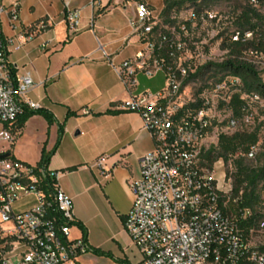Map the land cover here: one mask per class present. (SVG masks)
I'll return each mask as SVG.
<instances>
[{
	"label": "built area",
	"instance_id": "built-area-1",
	"mask_svg": "<svg viewBox=\"0 0 264 264\" xmlns=\"http://www.w3.org/2000/svg\"><path fill=\"white\" fill-rule=\"evenodd\" d=\"M63 2L67 21L77 28L81 10L72 9L71 0ZM3 11L0 0V14ZM208 18L213 16L193 11L189 20L169 25L149 3L137 2L129 24L142 49L119 65L110 61L129 92L137 86L138 74L165 75L161 89L130 95L119 105L140 115L154 141L153 149L139 159V178L129 181L133 202L124 228L141 254L135 264H264V218L246 232L240 223L253 217L252 210H228L239 197L232 196L230 181L216 177V164L223 160L208 166L203 157L213 130L232 134L239 126H249L251 104L262 102L258 94L244 90L240 76L217 67L225 59L213 60L207 47L191 44L196 22ZM18 20L14 0L9 21L14 26ZM33 36H21V44ZM229 36L236 41L241 32ZM242 37L251 39L252 32L245 30ZM3 45L0 33V142L11 146L12 127L24 108L41 107L25 99L35 82L29 71L15 73ZM208 77L212 80L193 94L186 92L189 84ZM237 94L244 100L240 120L231 108ZM80 113L88 115L90 110L82 108ZM5 153L3 145L0 155ZM256 154L257 147H252L244 156L254 159ZM107 160L101 155L93 164L104 176L111 174ZM77 227L73 200L61 188L59 172L11 154L0 158V264H74L90 250L83 236L72 235ZM257 232L263 235L258 243L253 241Z\"/></svg>",
	"mask_w": 264,
	"mask_h": 264
},
{
	"label": "crops",
	"instance_id": "crops-1",
	"mask_svg": "<svg viewBox=\"0 0 264 264\" xmlns=\"http://www.w3.org/2000/svg\"><path fill=\"white\" fill-rule=\"evenodd\" d=\"M13 1L1 0L0 33L7 61L16 74L31 73L35 86L25 99L51 112L55 122L49 125L38 114L29 117L22 129L12 128L13 144L4 148L37 165L42 148L55 147L62 126L48 167L59 172V184L73 200L76 220L86 229L91 249L74 264H135L141 254L124 228L133 202L129 181L139 178V159L153 149L154 141L140 115L119 105L130 95L155 92L165 83L161 71L152 77L138 74L137 86L129 92L110 63L119 65L142 49L129 24L136 2L71 0V8L81 10L80 24L72 28L63 0H17L19 20L12 26ZM27 33L33 38L21 44ZM82 108L90 114L82 115ZM24 146L35 147V152H22ZM101 155L108 156L109 176L93 166ZM74 231V236H82L79 227Z\"/></svg>",
	"mask_w": 264,
	"mask_h": 264
},
{
	"label": "trees",
	"instance_id": "trees-1",
	"mask_svg": "<svg viewBox=\"0 0 264 264\" xmlns=\"http://www.w3.org/2000/svg\"><path fill=\"white\" fill-rule=\"evenodd\" d=\"M203 1L207 0H163V23L169 25L175 24L177 19L171 18V14H173V12L175 14L178 13L181 7L186 3L198 5V7H200ZM199 10L200 8L194 12H201ZM261 20V14L254 9L251 4L243 8L241 14L237 16L235 21V24L239 29L235 31H240L241 37L236 41H232L230 36L222 39L221 49L227 50V54L225 60L221 64H218L217 67H220L223 70H230L231 73L240 76L243 82L244 90L248 93L258 94L261 100H264V82L261 79V72L257 70L252 62L247 61L243 57L244 52L249 48H253L251 50L259 53L264 52V34L259 33L257 30V23ZM245 30L252 32L253 36L251 39L243 40L242 33ZM3 50L5 55H7L4 45ZM243 104L244 100L240 98L239 94L235 95L231 101L233 115L238 120H240L243 116ZM36 114L43 116L49 125L55 122V118L51 112L42 108L38 110H31L25 107L14 126L16 129H22L27 119ZM62 134L63 127L60 126L55 147L50 151L42 148L41 157L37 165L45 167L48 166L50 157L58 146ZM259 141L260 127H256L255 129L249 131L242 126L232 134L220 133L217 138V143L211 145L203 153V157L208 166H212L220 159L225 163H231V166L234 169L232 196L239 197V201L236 205L230 202L228 210L236 211L238 208H250L252 210L253 217L240 223L246 232H248L250 228L254 227L256 220L261 217L257 208L260 204V193L258 188L261 183L264 185V149L259 152L258 155L256 154V165L250 164L248 162V158H246L244 154L248 153L252 147H257ZM78 227L82 232V236L86 239V229L81 224H78ZM93 251L96 254L111 258L108 253L97 249Z\"/></svg>",
	"mask_w": 264,
	"mask_h": 264
},
{
	"label": "rangeland",
	"instance_id": "rangeland-1",
	"mask_svg": "<svg viewBox=\"0 0 264 264\" xmlns=\"http://www.w3.org/2000/svg\"><path fill=\"white\" fill-rule=\"evenodd\" d=\"M142 1H147V3H149L151 8L153 9L154 14L156 16H159L162 21L164 20L163 0H135L136 3ZM249 4H251L252 7L256 9L262 16V20L257 23V30L259 33L264 34V0H207L203 1L200 7H198V5L186 3L181 7L178 13L175 14L173 12V14H171V18L177 19L176 24L180 21L189 20L191 12L197 10L198 8H200L199 11L201 12L199 13L201 16L211 14L213 16V19L208 18L205 20H198L196 22V27L191 32L190 42L191 44L195 43L207 47L213 60H217L220 62L221 60L226 58V51L221 49V41L225 37L228 38L229 35L235 30H239L237 25L235 24L236 18L241 14L243 8ZM251 49L253 48H249L247 51H245L243 57L252 62L257 70L261 72V79L264 82V52H261V54L259 52V54H255L250 52L253 51ZM211 80V77H208L204 80H197L195 83L189 84V86L185 90L188 94H193L200 85H204L205 82L209 83ZM251 113L252 123L244 128L250 131L255 129L256 127H260V141L257 145L258 155L259 152L264 149V100H262L261 103L253 102L251 104ZM241 127L242 126H239L238 129H240ZM217 135L218 132H215L213 130L208 139L209 144L213 145L217 143ZM3 145H5L4 142H0V148ZM28 149L29 151L35 152V147L27 148L25 146L21 149V151L23 152ZM17 155L20 156L19 153ZM15 158L19 159L17 157ZM248 162L252 165H256L257 159H248ZM29 164L36 165L35 163ZM216 169V177L221 181H223L225 178V181H230L232 186L234 180V169L231 166V163H225L224 161H222L216 164ZM258 190L260 193V204L257 210L261 214L260 218H264V185L262 183L259 185ZM72 235H76V231H74ZM261 239H263V235L258 232L253 237V241H255L256 243H258Z\"/></svg>",
	"mask_w": 264,
	"mask_h": 264
},
{
	"label": "water",
	"instance_id": "water-1",
	"mask_svg": "<svg viewBox=\"0 0 264 264\" xmlns=\"http://www.w3.org/2000/svg\"><path fill=\"white\" fill-rule=\"evenodd\" d=\"M9 155H10V153H5V154L0 155V158H6V157H8Z\"/></svg>",
	"mask_w": 264,
	"mask_h": 264
}]
</instances>
